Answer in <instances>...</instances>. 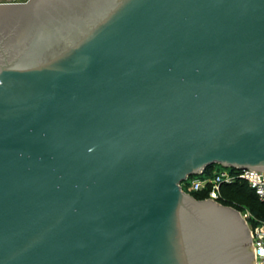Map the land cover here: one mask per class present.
Returning a JSON list of instances; mask_svg holds the SVG:
<instances>
[{
    "label": "water",
    "instance_id": "95a60500",
    "mask_svg": "<svg viewBox=\"0 0 264 264\" xmlns=\"http://www.w3.org/2000/svg\"><path fill=\"white\" fill-rule=\"evenodd\" d=\"M216 165L264 172V0L0 5V264H254Z\"/></svg>",
    "mask_w": 264,
    "mask_h": 264
},
{
    "label": "built area",
    "instance_id": "2783aa9c",
    "mask_svg": "<svg viewBox=\"0 0 264 264\" xmlns=\"http://www.w3.org/2000/svg\"><path fill=\"white\" fill-rule=\"evenodd\" d=\"M237 183L246 184L258 201L264 203V172L261 171L218 166L215 170H205L188 178L180 189L191 197V194L204 193L207 195L205 201L216 203L221 199L224 187ZM238 214L249 231L254 264H264V222L257 221L250 213Z\"/></svg>",
    "mask_w": 264,
    "mask_h": 264
},
{
    "label": "trees",
    "instance_id": "16d2710c",
    "mask_svg": "<svg viewBox=\"0 0 264 264\" xmlns=\"http://www.w3.org/2000/svg\"><path fill=\"white\" fill-rule=\"evenodd\" d=\"M214 167V166H213ZM213 167L206 169L207 172ZM224 199L221 202L222 206L248 207L251 215L260 222H264V203H260L254 193L244 183H237L233 186L224 187L222 189ZM197 201L207 199L204 193L191 194Z\"/></svg>",
    "mask_w": 264,
    "mask_h": 264
},
{
    "label": "rangeland",
    "instance_id": "374dc122",
    "mask_svg": "<svg viewBox=\"0 0 264 264\" xmlns=\"http://www.w3.org/2000/svg\"><path fill=\"white\" fill-rule=\"evenodd\" d=\"M28 0H16V1H14V0H0V5H8V4H23V3H26ZM12 2V3H11ZM218 166L216 165V166H214L213 168H212V170L214 169H216ZM222 196H221V199L218 201V202H216L217 204H219V205H221V202H222V200L224 199V197H223V194H221ZM206 200V199H205ZM205 200H203V201H205ZM222 206V205H221ZM223 207H226V208H231V209H233V210H235V211H237V212H240V213H250V208H248V207H238L237 206V208H234V207H228V206H223ZM251 214V213H250ZM255 219V218H254Z\"/></svg>",
    "mask_w": 264,
    "mask_h": 264
},
{
    "label": "crops",
    "instance_id": "0c3cea01",
    "mask_svg": "<svg viewBox=\"0 0 264 264\" xmlns=\"http://www.w3.org/2000/svg\"><path fill=\"white\" fill-rule=\"evenodd\" d=\"M14 1H16V0H14ZM12 3V2H11Z\"/></svg>",
    "mask_w": 264,
    "mask_h": 264
}]
</instances>
